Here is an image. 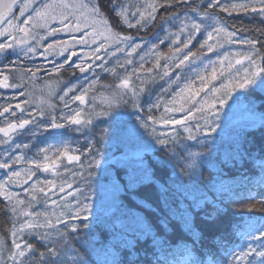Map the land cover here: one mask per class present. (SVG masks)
<instances>
[{"label":"trees","instance_id":"16d2710c","mask_svg":"<svg viewBox=\"0 0 264 264\" xmlns=\"http://www.w3.org/2000/svg\"><path fill=\"white\" fill-rule=\"evenodd\" d=\"M119 2L129 13H135L129 15L133 27L109 12L111 0H99L110 26L140 44L123 72L117 68L115 73L102 77L82 78L69 66L59 67L53 62L43 65L40 59L9 54L0 61V76L8 72L11 83L18 82L23 69L24 87L16 88L17 92H36L39 86L53 80L60 83L55 94L45 96L44 114L32 116V119L40 116L41 120L32 121L26 132L2 140L0 162L17 155L24 156L32 166L47 159L55 162L59 157H67L63 154L66 148L68 155L80 157L66 164L65 180L73 182L74 195L81 203L97 202L106 190L114 195V203L110 199L103 205L91 206L87 213L74 218L64 211L63 220L54 223L53 229L37 230L34 236L24 238V243L32 245L22 258L24 264H264V256L259 254L264 252V89L246 87L243 97L247 106L240 111L247 118L238 121L241 114L230 111L229 116L211 118L205 124L207 114L197 113L196 121H188V130L163 132V126L172 123L166 122L169 117L177 120L168 111L170 100L175 104L187 87L198 88L202 83L201 78L189 76L198 72L209 75L210 71L204 67L216 57L222 59L227 55L232 66L229 78L222 82L228 84L231 80L238 85L242 80L231 71L236 68L235 60L239 57L236 54L248 51V45L240 43L244 39L255 40L260 56H264V16L257 11L259 7L255 11L251 8L231 11L232 4L249 0H217L219 6L211 9L207 7L209 0ZM150 4L163 6L156 9L155 20L140 27L136 20L140 14L148 18ZM205 11L213 19H199ZM213 20L234 31L236 42L216 54H208L200 45L207 39L205 26L211 31ZM182 23L189 28L179 41L173 43L171 37L163 39L170 32L180 33ZM192 23H200L201 31L184 49L182 43ZM177 48L181 49L180 54L175 51ZM189 50L197 54L204 51L202 61L190 57L181 66V72L169 65L168 75L161 79L168 57ZM154 53L164 54L159 67ZM141 56H145V61H141ZM254 58L257 64L264 63L259 56ZM57 67L59 71H54ZM216 71L219 72L218 68ZM260 73L264 76V72ZM127 74L137 75L136 83L138 78L146 81L144 90L142 80L139 86L136 84L135 91L141 89L137 96L133 95L132 86L131 94L117 88ZM260 80L262 84L264 78ZM76 84L78 87L72 88ZM85 89L88 90L80 94L86 95L87 102L81 107L72 98L78 90ZM6 97L11 96L2 95L0 104L6 102ZM104 100L109 105L102 104ZM16 102L11 101L12 107ZM74 111L81 112L83 117L92 115L91 123L76 125L63 119ZM51 116L64 127L50 128ZM35 128L38 130L34 131ZM9 141L28 147L11 149L4 157ZM118 155L128 156V161L120 163ZM73 203L76 206L77 199ZM15 214L9 201L0 197V245L7 264H12L8 250L13 249L11 231L18 223ZM68 224H75V229L67 227ZM45 234L53 238H42Z\"/></svg>","mask_w":264,"mask_h":264},{"label":"snow or ice","instance_id":"6c2138e0","mask_svg":"<svg viewBox=\"0 0 264 264\" xmlns=\"http://www.w3.org/2000/svg\"><path fill=\"white\" fill-rule=\"evenodd\" d=\"M181 2H187V0H181ZM201 3H203V0H200ZM112 7L109 9V12L112 15H115L122 19L124 24H127L128 27H133L134 25L129 20V15H135V13H129L127 9L124 7L123 4L119 2V0H111ZM18 6L17 0H0V21L7 23L8 27L3 28L0 26V36H13V41L11 43L5 44L0 43V54H3L8 49H12L16 46H22V51L24 56H35L38 52L37 46L40 45V42L44 39L43 36H40L36 33L29 34V29L27 27L21 28L19 24H14L13 21L16 19L15 13L13 11L14 8ZM163 5L158 4H150L148 5L150 11V14L148 15V18L145 19V16L143 14L139 15V18L136 20V24L140 27H144L146 24L150 23L151 21L155 20L156 17L154 15L156 9L158 7H162ZM219 6L217 3V0H209L207 7L209 9ZM31 5L28 3H25L23 5L19 6V14L21 17L25 16V12L28 8H30ZM225 9H228V5L223 6ZM259 7L260 11L259 14L261 16H264V0H249L248 3H241V4H232L230 6L231 11H240V10H247L251 8L253 11H255ZM32 12L35 13V16L29 15L26 19L28 20H34L35 23L32 25L33 28H44L51 31L49 29V24L53 21H58L60 24H65L66 21L71 20L72 26L68 27L66 30L69 32H75V31H83L87 33L86 39L83 41H79V43H83L86 45H95L94 48H92V51L89 53H86V56H94L95 60H100L101 63L99 67H101L102 70L108 71V72H115L114 68H106L105 67V60L102 56L98 55L102 48L105 49V55H109L107 46L116 45V50L120 52H124L125 48H130L131 52L129 53V56L131 53H135L138 48H140V44L134 43L133 38L130 36H120L118 33H115L111 30V27L108 23V15L105 13L102 4L99 3V0H88L87 4L84 3H58V4H52V5H44L42 9H36L32 8ZM202 16L204 19L209 20L213 19L209 12L205 11L202 13ZM143 21V23H141ZM189 28V25L182 23L180 28V33H169L167 36H165L163 39L168 40L170 37L173 38L172 42L176 43L180 40V35L185 33V30ZM211 31H208V27L205 26V31L207 32V39L204 41L203 44L200 45L201 50H205L206 52H212L217 47H223L224 44H233L236 42L235 40V32L234 31H228L225 27L220 25L219 20H213L211 23ZM201 31V24L200 23H192L190 30L186 32V39L182 43V47L184 49H187L189 47V44L192 42V40L195 38V34ZM15 33H23V36H17ZM29 40L35 41V44L29 43ZM211 41V43H210ZM163 42V40L161 41ZM75 43V42H74ZM241 44L248 45V52L247 53H237L236 55L242 56L244 60L248 61V65L243 66V72L245 73L243 80L238 84H234L231 80H229L228 84H221V88L214 89L215 93H222L219 97L216 95H212L211 99H220L221 103L224 102L225 98L229 96L230 91L234 87H240L244 88L249 84H252L256 79V72L249 71V66H254L258 72H264V63L257 64L255 56H259L261 61H264V56H260L259 51L256 47V41L253 39H244L240 41ZM156 46L153 45V48ZM48 48H52V45H49ZM65 49H61L60 51H64ZM151 52V50H149ZM177 53L181 52L180 48H177L175 50ZM45 56L49 53L47 50L43 53ZM114 54V53H113ZM156 58V66L159 67V60L164 55L163 53H154ZM204 56V51H201L199 54L196 52H192L189 50L188 52H184L183 55H171L168 57V61L165 64V67L162 70V75L160 76L161 79H164L168 73H169V65H172L175 68H181L182 65L185 64L186 61L189 60L190 57L194 58V61H202V58ZM141 61H145V56L140 57ZM224 61H228V56H223V59L219 62L221 64L224 63ZM131 59H128L126 63L131 64ZM211 64V61L209 62ZM236 65H242L241 59L235 60ZM229 66H232V62L229 61ZM59 67H63V65H60ZM59 67L54 69V71H59ZM76 68H79L80 72H84L86 69L84 67H81L80 64L75 65ZM208 66H206L207 68ZM31 71V70H28ZM151 71V69H149ZM237 73L241 71V69H236ZM199 75V73H197ZM217 75L216 69L212 68V79H215ZM180 77L177 76L176 80H179ZM204 77L201 76V82H204ZM10 77L8 75H3L0 77V89H15V88H22L23 80H24V71L23 69L20 70V75L18 77V82L10 83L9 82ZM172 81H170V84ZM128 84V80H124V85L126 86ZM88 89H85L84 91H87ZM72 88L68 89V92H71ZM167 91V89H165ZM191 99H194L195 94ZM68 92H65L64 95L67 96ZM28 99L24 101L25 105L32 102L33 97L31 91H29L27 94ZM133 95H136V93H133ZM63 99V97H61ZM16 99V97H6V102L3 104H0V116H3L4 114H8L11 117H16L17 111L21 114L19 118L15 122L8 121L6 127H0V133H3L8 140L11 139V133L19 130H23L25 126L29 125L32 122V115L27 111L26 107H22L20 103L15 104V108L12 107L11 101ZM72 99L78 100L81 103L85 101V96L83 94L74 96ZM207 106L209 108L214 107V105L210 101H205ZM65 106H68V102H65ZM158 105H153V107H157ZM204 104H201L200 107L196 108L197 112L203 113ZM50 107V106H49ZM183 108L177 109V111H182ZM168 111H171L169 109ZM43 111H41L40 115H43ZM213 117V116H212ZM65 120H70L71 123L80 125L82 123L80 119V113L76 112L74 115H71L70 117H63ZM204 119L207 122V115H204ZM166 122H173V123H181L179 120H172L171 117L168 118ZM85 123H91V119L87 120ZM50 128L52 129H58L64 127L62 123L57 122V118L55 116H51L49 120ZM79 130V129H78ZM190 132V130H189ZM35 134V133H34ZM161 143H164L163 140L160 141ZM21 147L27 148L28 145L24 144H16L15 148L20 149ZM46 151V150H45ZM59 151V150H57ZM64 155L67 156V159L69 161H78L80 159L79 156H72L68 155L67 149H64L63 152ZM47 159V157H46ZM10 161V162H9ZM21 162H24V156H16L14 158L9 157L0 162V169H9L10 163L11 164H19ZM37 167H42L44 171H48L50 167H54V165H49L48 163H44L41 165H38ZM35 170L28 169L25 171V180L24 182H27V178L34 175ZM5 175L8 176V181H0V196H4L6 200L9 201L11 204V211L13 213H17V206L24 205L25 201L20 200L18 196L9 191L8 187H10L9 182L12 183H19V178L21 177V172L16 171L15 169L11 170V173H5ZM48 186L52 185V181H48ZM39 182H37V185ZM8 185V187H6ZM37 185H33V188H36ZM41 192L44 191L43 188L39 189ZM61 192L64 191V185H60ZM70 195V194H69ZM35 198L33 194V199ZM73 199H77V205L72 206L71 202L69 201L68 205L66 206V214L71 216L73 213L76 217H79L82 213H87L88 211V205L87 204H81V202L78 200V198L73 197ZM13 200L15 201L13 203ZM24 216H29L30 213L24 212ZM64 213L61 214V216L58 218L60 220H63ZM38 227H51L50 223L48 221H45L44 225L39 224L38 222L34 220H29L26 223L21 222L18 227H13V230L11 231L12 236V244L13 249L8 250L9 252V259L11 260L12 264H24L23 257L25 256L26 251L31 250L32 245L25 243L24 246H21V243L19 240L23 237L25 229H34ZM67 227H71L73 230L75 229V224H68ZM51 239L53 238L50 234H45L42 238ZM54 251V250H52ZM3 246L0 245V264H7V262L3 259ZM261 256H264V252L259 253ZM43 255V254H42Z\"/></svg>","mask_w":264,"mask_h":264},{"label":"rangeland","instance_id":"374dc122","mask_svg":"<svg viewBox=\"0 0 264 264\" xmlns=\"http://www.w3.org/2000/svg\"><path fill=\"white\" fill-rule=\"evenodd\" d=\"M247 1V0H245ZM68 3V4H73V3H84L87 4L88 0H24L22 1L15 12L16 19L13 21L14 24H19L21 28L27 27L29 29V34L31 33H36L40 36H43L44 39L40 42V45L37 46L38 52L35 56H24L22 49V46H16L12 49H8L5 51L3 54H0V61L5 57L8 56L9 54H14L16 57L19 58H31V59H40L41 62H43V65H47L50 62H53V64H56L55 66H60L63 65V67H71L72 69H75V72H78L82 78H95L97 77H102L105 74H110V73H115V72H108L104 71L99 67L101 61L100 60H95L94 56H86V53H89L92 51V48L95 47V45H86L83 43H79V41H83L86 39L87 33L83 31H75V32H69L66 29L70 26H72L71 20L66 21L65 24H60L58 21H53L52 23L49 24V29L51 30L50 32L44 28H33L32 25L35 23L34 20H28L26 19L29 15L35 16V13L32 12V8L36 9H42L44 5H52V4H58V3ZM25 3H28L31 5L30 8H28L25 12V16L21 17L19 14V6L23 5ZM257 11H260L259 9ZM199 19H202L203 16L199 15ZM110 25V24H109ZM223 27H225L228 31V27L220 23ZM8 24L6 23L3 28H7ZM111 30L115 33H118L114 27L110 26ZM17 36H23V33H15ZM120 35V34H119ZM121 36V35H120ZM207 37V34H206ZM13 41V36H0V43H11ZM75 42V43H74ZM29 43L35 44V41L29 40ZM211 43V41H210ZM49 45H52V48H48ZM229 44H224L223 47H217L214 49L212 52H209L208 54H216L218 51H220L222 48L225 46H228ZM107 48V51L109 55H105V49L102 48L100 53L98 55L102 56L105 60V67L106 68H120L122 69V72L127 68L128 63L126 61L128 59H132L135 53H131L129 56V53L131 52L130 48H125L124 52H120L116 50V45L112 46H105ZM61 49H65L64 51H60ZM47 50L49 53L48 55H44L43 53ZM248 52V51H247ZM114 53V54H113ZM180 54V53H179ZM210 56V55H209ZM216 59V60H215ZM214 60L211 61V64H208L207 70L210 71L209 75L208 74H202L201 72L199 75L196 74V71L194 74L195 76L192 77L189 76V78H201L203 76L204 79V84L200 83L197 87L189 86L186 88V90L183 93H180L181 96L176 99L175 104H173V99L170 100L171 102V114L176 116L174 119H177L181 121V123H171L168 124L167 127H164L165 133H169L171 130L175 131L177 128L183 129V130H188L189 129V123L188 121H196L198 118L197 113L201 114V112H197L196 108L200 107L201 104H204L203 108V113L207 114V123H210L212 121L211 118H219L221 115H226L229 112L233 111L238 114H241V117L237 119L238 121L244 118L246 114H242L240 110L243 108H246L247 101H245L243 94L246 91L247 86H255V87H262L264 89V80H262V84L260 83L261 80L260 78H264L263 73H260L257 71V69L254 66H249V71L251 72H256V79L252 84H249L244 87V88H235L230 91V95L225 98L224 102L221 103L220 99H215L212 100L211 97L212 95H216L219 97L222 95V93H215L214 89L216 88H221L222 79L229 78V58L228 62L224 61L223 64L219 63L222 59L221 57H216ZM238 59L242 60V65H236V68L231 71V73L234 72V77L235 78H241L243 80L245 73L243 72V66L248 65V61L244 60L242 56H239ZM188 61L185 62L187 64ZM58 64V65H57ZM80 64L81 67H84L86 70L82 73L80 72L79 68H76L75 65ZM183 66V65H182ZM206 66V65H205ZM1 67V66H0ZM206 68V67H204ZM212 68H218L219 72L216 75L215 79H212ZM241 69V73L238 75V73L235 71L236 69ZM180 68V72H181ZM179 72V74H180ZM217 72V71H216ZM8 72H3V74L0 76L2 77L3 75H8L10 77V74H7ZM223 76V77H222ZM124 78L128 80V84L125 86L124 81L117 86V88L123 89L124 92L132 93V89L130 88L131 86L134 87V91L137 86L140 85V81L142 80L141 78H138V83H136L135 78H137V75H130L127 74ZM201 80V79H200ZM11 83V81L9 80ZM146 81L142 80L141 88H143L144 84ZM224 84V83H223ZM60 83L58 81H49L47 83H44L43 85L38 87V90L32 91V97L33 100L31 103L25 105L24 101L28 99L27 93L28 92H17L16 88L12 89H0V101L2 98V95H9L11 97H16L15 100L20 103L22 107H26L27 111L31 113V115H40L39 113L44 109L47 103V98L45 96L47 95H52L55 94L59 88ZM78 87V84L75 86H72V88L76 89ZM144 90V88H143ZM194 96V99H191L193 97L194 93H197ZM141 91V89L139 90ZM139 91H135L136 96ZM85 92V91H77V95H81L80 93ZM76 95V96H77ZM85 96V101L81 103L80 101V106L82 107L85 105L87 102L86 95ZM210 101L214 107L209 108L205 101ZM102 101V100H101ZM110 102H107V100H104L102 104L104 105H109ZM164 104V102H163ZM15 108V105L13 106ZM183 108L182 111H177V109ZM83 109V108H79ZM18 114L16 115V118H19L21 114L19 115V111H17ZM78 111H74L73 113L75 114ZM80 113V119L83 122L87 121V118L91 119L92 115H89L88 117L84 114L85 117L82 116V113ZM72 114V115H74ZM42 116V115H41ZM213 116V117H212ZM227 116V119H229ZM36 119H40L41 117H34V121ZM250 120V117H248ZM235 120V121H237ZM163 125H166L163 121H161ZM81 123V124H82ZM73 124V123H71ZM161 124V123H160ZM166 127V128H165ZM191 128V127H190ZM38 128H35L34 131H37ZM41 133L44 132V130H40ZM32 131L30 132V134ZM154 133H152L151 138ZM37 137V136H35ZM15 139V138H14ZM13 140V139H12ZM15 143L12 142H7L6 143V152L4 153V157L6 156V153L11 150L15 149ZM13 146V147H12ZM12 147V148H11ZM141 149L147 148V146H141ZM23 149V148H22ZM21 150V149H20ZM19 150V151H20ZM2 151V150H1ZM0 151V152H1ZM21 156V155H17ZM128 156L125 155H118L117 160L120 163L126 162ZM64 160V161H63ZM117 161V162H118ZM2 162V161H1ZM54 159H47L44 161V163H48L49 165H54V167H50L49 170L46 172L42 167H37L38 165L32 166L29 163L24 160V162H21L19 164H16L14 166H10L9 169H0V181H8V176L5 175V173H11V170L15 169L16 171L21 172V177L19 178L20 182L19 183H12L9 182L10 187H8V190L15 193L20 200L25 201L24 205H19L17 206V213L15 214V218L18 220V223L15 227H18L21 222H27L29 220H34L38 222L41 225L45 224V221H48L51 225V227H38L34 229H25L23 237L19 240L21 243V246H24V238H26L29 235L34 236L33 232L41 229H53L54 223L57 224V222H61L60 219H58L61 214L66 211V208L62 210V207H66L69 203L71 202V205L74 206L76 203H73V197H75L74 189L72 188L73 182H68L65 180L66 175H67V170L65 169L66 164L73 162L69 161L67 157L62 156L61 158L59 157L57 161L54 163ZM53 163V164H52ZM41 165V164H40ZM28 169L35 170L34 175L30 176L27 178V182H24L25 180V171ZM39 176L37 179H34L33 176ZM48 181H52V185L48 186ZM37 182L39 184L37 185ZM67 182V183H66ZM64 185V191L61 192L60 185ZM33 185H37L36 188H33ZM43 188L44 191L41 192L39 189ZM33 194L35 198L33 199ZM70 194V195H69ZM1 198H4V196H0ZM5 199V198H4ZM111 199V202L114 200V195H111V192L109 190H106L105 196L102 197L100 200L96 202L95 201H86L85 203L81 204H87L88 205V211L90 210L91 206H97V205H103L107 201ZM15 201L13 200V203ZM73 203V204H72ZM28 212L30 213L29 216H24L23 213ZM87 215V214H86ZM73 218L76 217L75 214L73 213L71 215ZM27 253V251H26ZM25 253V255H26Z\"/></svg>","mask_w":264,"mask_h":264},{"label":"water","instance_id":"95a60500","mask_svg":"<svg viewBox=\"0 0 264 264\" xmlns=\"http://www.w3.org/2000/svg\"><path fill=\"white\" fill-rule=\"evenodd\" d=\"M22 1H24V0H17V4L19 5ZM17 7H18V6H17ZM17 7L13 9L14 13H15ZM5 24H6V23L0 21V26L3 27ZM7 115H8V114H4L3 116H0V119H2L3 117H5V116H7ZM28 126H29V125L25 126V128H24L23 130H19V131H15V132L11 133V134H10L11 137H12L13 135H16V134L19 133V132H24V131H26V129L28 128ZM0 127H1V126H0ZM1 138H3V139H8V138H6V137L4 136L3 133H0V139H1ZM0 150H1V141H0Z\"/></svg>","mask_w":264,"mask_h":264},{"label":"flooded vegetation","instance_id":"af4514ba","mask_svg":"<svg viewBox=\"0 0 264 264\" xmlns=\"http://www.w3.org/2000/svg\"><path fill=\"white\" fill-rule=\"evenodd\" d=\"M8 121L15 122L16 120H13L11 116L5 117V118L1 119V121H0V122L2 123L1 126H2V127H6ZM32 121H34V118L32 119ZM30 126H31V125L29 124L28 129L30 128ZM28 129H27V130H28Z\"/></svg>","mask_w":264,"mask_h":264}]
</instances>
